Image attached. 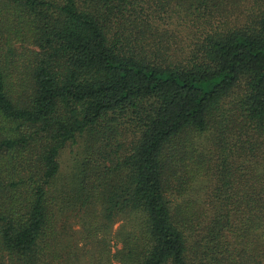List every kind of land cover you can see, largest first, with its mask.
<instances>
[{
    "label": "trees",
    "instance_id": "obj_1",
    "mask_svg": "<svg viewBox=\"0 0 264 264\" xmlns=\"http://www.w3.org/2000/svg\"><path fill=\"white\" fill-rule=\"evenodd\" d=\"M114 261L264 264V0H0V264Z\"/></svg>",
    "mask_w": 264,
    "mask_h": 264
},
{
    "label": "rangeland",
    "instance_id": "obj_2",
    "mask_svg": "<svg viewBox=\"0 0 264 264\" xmlns=\"http://www.w3.org/2000/svg\"><path fill=\"white\" fill-rule=\"evenodd\" d=\"M79 149L78 147L75 148V150ZM70 150H71V147H68L67 150L64 151V154H63V169H64V172L66 171H69L70 170V167H69V164H70V157H71V153H70ZM80 151V150H79ZM72 221H75V219H72ZM121 223V221H117L113 226H112V230H111V234H110V243H111V253L115 252L118 248L121 247V243L117 242L114 238V234H115V231L117 230L119 224ZM74 228L75 229H79L80 228V225L75 223L74 224ZM113 264H120L119 262H116L114 261Z\"/></svg>",
    "mask_w": 264,
    "mask_h": 264
}]
</instances>
